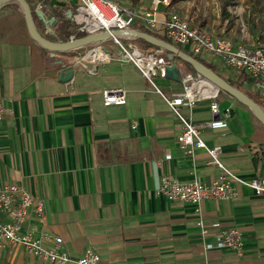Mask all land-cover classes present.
Here are the masks:
<instances>
[{"label":"crops","instance_id":"crops-1","mask_svg":"<svg viewBox=\"0 0 264 264\" xmlns=\"http://www.w3.org/2000/svg\"><path fill=\"white\" fill-rule=\"evenodd\" d=\"M31 1L36 29L53 36L52 23L66 19L73 0ZM172 8L160 6L158 18ZM91 45L95 51L84 55L79 48L48 50L32 38L18 2L1 3L0 103L6 113L0 122V185L17 184L43 200L44 221L37 223L31 213L27 222L61 237L59 248L71 258L66 264H76L87 247L110 264H264V197L239 186L234 198L204 199L198 215L193 203L159 194L163 174L209 183L221 170L204 149L190 154L178 146L180 120L133 64L88 58L101 51ZM202 58L217 65L212 56ZM174 63L180 74L190 72L176 58ZM69 68L72 78L60 81ZM176 83L163 93L181 91ZM255 85L243 82L252 93ZM109 88H122L126 103L104 106L102 90ZM217 100L222 111L232 107L231 115L226 129H201L206 145L219 146L218 159L241 177H264L252 111L223 91ZM182 112L199 124L211 118L207 99ZM199 216L207 236L200 234ZM233 228L242 233V255L204 248L215 234ZM53 245L44 241L47 248ZM9 254L14 264H52L4 244L0 256Z\"/></svg>","mask_w":264,"mask_h":264},{"label":"built area","instance_id":"built-area-1","mask_svg":"<svg viewBox=\"0 0 264 264\" xmlns=\"http://www.w3.org/2000/svg\"><path fill=\"white\" fill-rule=\"evenodd\" d=\"M173 0H152L150 8L137 5H123L116 0H75L70 8L71 32L68 40L78 39L98 32H108L110 37L94 43L101 48L102 60L116 59L133 64L144 78L158 92L165 103L181 122V130L176 136L178 146L192 154L195 148L204 149L211 162L220 168L218 177L209 183H203L194 177L181 181L168 174L160 176L157 192L169 201L191 202L195 212L200 215L199 204L204 199L227 200L238 195V187L246 186L257 196L264 197V177L245 179L222 164L218 159L219 146L208 147L201 136V129L223 130L228 126L232 107L223 111L219 107L220 90L196 72L180 74L181 91L165 95L154 83L153 76L164 77L168 63L163 49L147 51L130 36L114 35L115 31L138 29L143 27L157 35L168 38L172 43L183 46L188 52L199 57L217 56L224 67L257 78L264 73V42L234 44L232 39L223 35H214L205 28L193 24L187 15L169 11L163 18H158L159 7H170ZM139 30V29H138ZM105 44H109L105 46ZM114 47V51L111 49ZM93 49V48H92ZM89 51V50H87ZM86 51V52H87ZM85 52V53H86ZM209 100L211 118L196 123L191 116H186L182 108L191 110L201 100ZM104 106L124 105L126 94L122 88L102 90ZM6 108L0 103V122ZM134 124L132 125V127ZM170 155H165L169 159ZM33 214L37 223L44 221V202L34 197L24 188L14 183L0 185V249L7 244L11 248L21 247L28 254L52 264H66L71 261L68 253L61 250V237L52 236L27 221ZM200 234L209 233L199 216L197 220ZM45 240H52L51 248L44 246ZM205 249L228 248L242 255L243 236L240 230L233 228L222 230L214 235L213 241L204 242ZM76 264H110L103 262L97 251L91 247L84 249Z\"/></svg>","mask_w":264,"mask_h":264},{"label":"rangeland","instance_id":"rangeland-1","mask_svg":"<svg viewBox=\"0 0 264 264\" xmlns=\"http://www.w3.org/2000/svg\"><path fill=\"white\" fill-rule=\"evenodd\" d=\"M117 1L123 5H137L143 8H147L151 3V0ZM75 3V0H73L72 6ZM172 5V11L184 15L187 14L193 24L204 27L214 35H223L234 41L240 39L241 43L264 42V0H176ZM137 44L139 47L146 49L138 42ZM91 48H93V45L90 44L79 48L78 51L84 55ZM94 51L95 49L91 52ZM212 57L217 62L216 66H219L218 70L228 79L233 81L245 80V73L224 67L217 56L214 55ZM152 79L156 86L165 94L169 92V84L173 86L177 82L159 76H153ZM256 82H258V85H255L256 89L264 91V73L256 78ZM150 87H152L151 84ZM175 89H179V86L177 85ZM169 111L171 112L170 109ZM255 119L257 125L254 139L261 150V156L264 160V124L256 117ZM10 256V254L8 256H0V264H14L15 258Z\"/></svg>","mask_w":264,"mask_h":264},{"label":"water","instance_id":"water-1","mask_svg":"<svg viewBox=\"0 0 264 264\" xmlns=\"http://www.w3.org/2000/svg\"><path fill=\"white\" fill-rule=\"evenodd\" d=\"M8 0H0V7L2 2H6ZM19 5L22 7V11L24 14V18L26 21L27 28L32 36V38L42 47L51 50V51H67L71 49L81 48L83 46L102 42L107 40L110 37L108 32H98L94 34H89L84 37H80L74 40H67L62 42H52L45 39L42 34L38 32L35 27L32 12L30 9V5L26 0H16ZM38 14L42 16L41 12ZM67 17H70V9L67 10ZM43 20H45L43 18ZM46 21V20H45ZM47 23L51 24L52 19L48 20ZM114 35H121V36H130L135 39H142L146 42L150 43L151 45L155 46L156 48L163 49L167 53L165 58L167 59L168 63L165 65V78L171 79L174 81L179 82L180 80V72L176 64L174 63V59L176 57L180 58L181 60L188 62L196 73L200 74L204 79H206L209 83H211L215 88L218 90L227 93L229 96L235 98L241 104L247 106L253 113V115L264 124V108L260 105L255 103L250 97H248L242 90L236 88L235 86L231 85L228 81L224 80L220 77L217 73H215L210 68L206 67L205 65L201 64L198 60L195 59L192 55L183 52L180 48L176 47L174 44L165 41L161 38H158L152 34H149L145 31H141L134 28H129L127 30L122 31H115ZM57 64L61 65L62 68H66V63L62 60L57 61ZM73 69H65L60 72L59 79L60 81L66 82L72 78Z\"/></svg>","mask_w":264,"mask_h":264},{"label":"trees","instance_id":"trees-1","mask_svg":"<svg viewBox=\"0 0 264 264\" xmlns=\"http://www.w3.org/2000/svg\"><path fill=\"white\" fill-rule=\"evenodd\" d=\"M28 2V4L30 5V9H31V12H33V4H32V1L31 0H26ZM35 2H40L42 0H34ZM176 0H173L172 2H174ZM19 4V3H18ZM63 17V18H61ZM59 17L55 23H52V29L54 30V35L53 36H46V35H43V37L49 41H52V42H59L58 40H62V41H67L68 40V37H69V34L71 32V24H70V20L66 17V19L64 18V16H61ZM136 28H138L139 30L141 31H145L149 34H152L158 38H161L165 41H168L170 43H172L168 38L164 37V36H160V35H157L143 27H137L135 26ZM137 42L140 44V45H143L145 48H156L155 46L151 45L150 43L146 42L145 40H142V39H136ZM61 41V42H62ZM174 44V43H172ZM176 47L180 48V46H178L177 44H174ZM183 52L185 53H188L190 55H192L193 57H195L196 60H198L201 64L205 65L206 67L210 68L211 70H213L215 73H217L220 77H222L224 80L228 81L231 85L235 86L236 88L242 90L248 97H250L255 103H257L258 105H260L262 108H264V91H258L257 89L254 91V93H252L251 91L247 90V89H244L243 88V82L246 81L247 84H249L251 86V88L254 86L255 82H256V79L253 78V77H249L247 75L245 80L241 79L240 81H233V80H230L228 78H226L217 68L214 64L206 61L205 59H203L202 57H199L197 55H193L191 54L190 52H188L186 49H183V48H180ZM166 51L164 50V55H166ZM176 59L178 61H180L186 68L187 71H190V72H195V70L193 69V67L188 63V62H185L183 60H181L180 58L176 57ZM221 92V90H220Z\"/></svg>","mask_w":264,"mask_h":264},{"label":"bare ground","instance_id":"bare-ground-1","mask_svg":"<svg viewBox=\"0 0 264 264\" xmlns=\"http://www.w3.org/2000/svg\"><path fill=\"white\" fill-rule=\"evenodd\" d=\"M92 50H94V49H90L89 51H87V52H90V51H92ZM86 52V53H87ZM85 53V54H86ZM88 58H92V59H101L102 58V52L100 51V52H97V53H95V54H92V55H90Z\"/></svg>","mask_w":264,"mask_h":264}]
</instances>
